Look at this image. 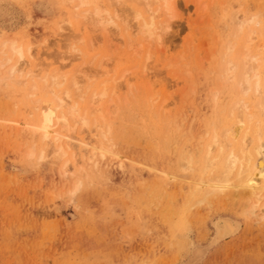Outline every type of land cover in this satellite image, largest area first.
Here are the masks:
<instances>
[{
	"label": "rangeland",
	"instance_id": "374dc122",
	"mask_svg": "<svg viewBox=\"0 0 264 264\" xmlns=\"http://www.w3.org/2000/svg\"><path fill=\"white\" fill-rule=\"evenodd\" d=\"M77 2L0 0V61L9 41L31 57L0 62V264H264V179L254 194L243 191L237 167L234 186L209 193L221 173L214 170L206 173L207 190L194 192L213 126L221 124L216 108L243 96L239 77L224 75V52L238 21L256 17L253 50L264 56V0H173L169 9L153 4L155 14L139 3L143 18L170 23L159 39L140 33L144 20L133 16L134 0H111L109 7L102 1L114 23H104L106 10L100 21L85 7L76 9ZM74 74L82 89L70 87ZM106 79L111 88L98 109L87 99ZM118 80L125 86L114 96ZM250 95L257 101V93ZM62 96L101 113L87 108V128L78 122L55 144L51 138L63 124L54 126L57 114L47 125L49 138L38 125L43 102L55 105ZM180 155L186 168L179 167ZM221 218L237 228L220 238L215 221Z\"/></svg>",
	"mask_w": 264,
	"mask_h": 264
},
{
	"label": "bare ground",
	"instance_id": "6f19581e",
	"mask_svg": "<svg viewBox=\"0 0 264 264\" xmlns=\"http://www.w3.org/2000/svg\"><path fill=\"white\" fill-rule=\"evenodd\" d=\"M73 1V0H72ZM78 2L74 5V7L76 9H81L82 10V7H85L86 10L84 12H88V11H92L91 13H94L95 14V17H98L99 20L104 18L103 16V13L105 12H108L109 10L108 9H105L106 7H104V5L102 4V1L103 0H77ZM104 1H108V0H104ZM111 0H109L107 2V6L109 7V2ZM123 1V0H122ZM120 0V2H122ZM135 2H137V6H136V3L133 4V6L135 7V10L137 13H134L133 16L135 15V17L137 16H141V15H144V13L142 14L140 11H137L139 9H137L139 3H144L145 7L147 8V10L145 9V11L147 12H150V13H155L157 12L155 9L152 11V5L155 4V3H158L160 6H164L166 8H170L173 3V0H134ZM116 3V2H115ZM117 3H118V0H117ZM124 4V3H123ZM126 4V3H125ZM114 5V4H113ZM118 5V4H117ZM143 5V4H142ZM131 6L130 7V10L132 8V10L134 11V7ZM143 7V6H142ZM141 7V8H142ZM177 7V6H175ZM173 8V7H172ZM127 9V7L125 8ZM158 9V8H157ZM175 9V8H174ZM173 9V10H174ZM106 10V11H105ZM108 10V11H107ZM142 10V9H141ZM171 10V9H170ZM105 11V12H104ZM132 11V12H133ZM144 11V10H143ZM166 11V10H165ZM164 11V13H165ZM168 11V10H167ZM166 11V13H167ZM76 12V11H75ZM89 12V13H90ZM131 12V11H130ZM131 12V13H132ZM171 12V11H169ZM90 13V14H91ZM124 13V12H122ZM154 13V14H155ZM159 13V12H158ZM78 16H82L81 14H83V12H80V13H77ZM86 14V13H85ZM84 14V15H85ZM109 12L106 14L108 15ZM130 14V13H129ZM150 14V18L148 19V17H142L143 18V22H142V31H140V33H142L144 31V29L147 31V32H143L142 34H144V38L147 39L146 37L150 36L151 37H154L153 39L155 38H160V36H163L162 34L164 32H166V30H168L171 25L170 23H168L167 25H162L164 23H159V25H156V21H155V17L157 16H154ZM168 14V13H167ZM223 14V13H222ZM88 15V14H87ZM122 15V14H121ZM131 15V14H130ZM109 17L104 18V23L106 21L108 22H113L114 23V16L112 15V13H110L108 15ZM132 16V18H133ZM225 16V15H222V17ZM77 17V16H76ZM86 17V16H85ZM93 17V16H92ZM94 17V18H95ZM113 17V18H112ZM159 17V16H158ZM117 18V17H116ZM141 18V19H142ZM256 18V17H255ZM254 18V19H255ZM130 19V18H129ZM135 19V18H134ZM137 19V18H136ZM139 20V23L141 24L140 21L142 20ZM238 19V18H237ZM236 19V20H237ZM252 17L250 19H247V20H240L238 21L237 23V29L234 30L233 32V36H234V42H230L227 47H226V51L224 52V55L226 54L228 59H227V62H225V68H223L222 70L224 71V75H227V79L230 80V78L232 77H239L237 81L239 84V88L240 90L238 92H242L243 96L242 97H238L239 93H237V89H235V96L238 97V100L236 101H229V103L226 105V104H223L221 106H218L216 109H217V115H218V123H221L219 126L217 125V123H215V126H213V129L215 127V130L212 129V131H214V134H212L214 137H213V140L211 139V142H208V144L206 145L205 147V152H204V157H203V168L201 169L202 172H201V175H200V179H199V182H197L195 184L196 186V189L194 192L196 191H200V190H203L204 189V185L207 181V179L205 178L206 176V173L210 172L209 174L213 173V171H220L221 173L219 174H216L215 175V178L216 180L212 182V185H211V188L209 190H207V192L209 193H217V192H223L225 190H227L229 187L231 186H234L235 184L233 183L232 179H231V176L232 174L234 173V170L239 167L238 169V178L235 177L236 179V182L237 180H239L237 182V187L239 188V185H243V191H248L250 193H253L255 192V190H257V184L259 183L258 180L259 179H264V73L262 72V69L261 67L264 68V56H260V53H257V51H254L253 49V41L254 39L256 38L254 35H255V27L251 26L252 25V22H255V23H259V21L254 20ZM86 20V19H85ZM131 20V19H130ZM165 20V19H164ZM101 21V20H100ZM102 21V23H103ZM137 21V20H136ZM118 22V21H116ZM129 22V21H128ZM160 22V21H159ZM168 22V20H167ZM236 22V21H235ZM103 23V24H104ZM122 23V22H120ZM117 24V23H116ZM125 23H123L124 25ZM172 24V23H171ZM254 24V23H253ZM111 25V24H110ZM131 25V24H130ZM249 25V35L246 37L245 36V32H246V28L245 26H248ZM106 26V25H105ZM109 26V25H108ZM125 26V25H124ZM135 26V25H134ZM136 26H138L136 24ZM127 26H125L126 28ZM130 27V26H129ZM104 28V27H103ZM123 29V28H122ZM130 29V28H129ZM136 29V28H135ZM135 29L133 32H135ZM166 29V30H165ZM125 31L127 29H124ZM165 30V31H164ZM131 31V32H132ZM129 31V33H131ZM145 33L147 34V36L145 37ZM162 33V34H161ZM169 33V32H168ZM133 34V33H132ZM136 34V33H135ZM165 34V33H164ZM167 35V34H166ZM149 38V37H148ZM158 41V40H156ZM160 41V40H159ZM7 42V41H6ZM6 42L4 43V46L6 44ZM131 42V41H130ZM8 43H11L10 45V50L5 52V63L7 62H11L14 60V58L16 57H19V58H27V62H31V57L28 58L29 54L27 55L24 48L22 47V45L20 44H17L16 41H9ZM7 43V44H8ZM158 43V42H157ZM263 46H264V42H262ZM160 44V42H159ZM239 44H241V46H238ZM6 47V46H5ZM239 47V48H238ZM4 48V47H3ZM9 48V47H8ZM238 48V49H237ZM9 52V53H8ZM147 53L149 54L148 52V49H147ZM31 55V54H30ZM80 55V54H79ZM32 56V55H31ZM81 57V55H80ZM152 57V56H150ZM261 57V58H260ZM147 59V58H146ZM149 61V60H148ZM258 61V63L256 64L255 62ZM2 62V61H0ZM2 62V63H4ZM18 64L19 63H16L14 64L12 67H11V71H12V74H15V72L19 71L18 69ZM106 64V63H105ZM108 64V63H107ZM146 64H143V69H144V66ZM107 66V65H106ZM224 67V66H223ZM260 68V70H259ZM93 69V68H92ZM91 69V70H92ZM146 69V68H145ZM150 69V67H149ZM225 69V70H224ZM99 70V69H98ZM103 70V69H102ZM101 70V71H102ZM107 70V69H106ZM147 70V69H146ZM10 71V72H11ZM82 71L79 70V72ZM109 72V70H107ZM106 71V73H108ZM129 71V69L127 70L126 69V72ZM132 71V70H131ZM100 72V71H99ZM104 72V70H103ZM143 74H145V71L143 70ZM147 72V71H146ZM149 72V71H148ZM147 72V73H148ZM11 74V75H12ZM62 74V73H61ZM98 74V73H97ZM57 75V73H56ZM56 75H54L55 79H56ZM67 75V74H65ZM77 75V74H76ZM102 76V74H100ZM223 75V74H222ZM13 76V75H12ZM63 76V75H62ZM86 76V75H85ZM53 77V78H54ZM60 77V75H59ZM66 77V76H65ZM74 77V78H73ZM73 81H71L72 83H70V87L73 86H77L78 88L82 87L81 85V82H79V80L77 81V79L75 78V74L73 75ZM77 77V76H76ZM96 77V76H95ZM125 77V76H124ZM223 77L225 76H222V79ZM236 77V78H237ZM114 78V75L113 77ZM111 78V80H112ZM120 78V77H119ZM117 78V79H119ZM122 78V77H121ZM59 79V78H58ZM105 80V79H104ZM110 80V79H109ZM106 79L105 82H109L110 81ZM128 80V79H127ZM224 80V79H223ZM227 80V81H228ZM46 81V80H44ZM56 81V80H55ZM54 81V83H56ZM64 81V80H63ZM130 81V80H129ZM127 81V82H129ZM78 82L79 84H81L80 86L78 85ZM105 82H102L101 84L104 83V86H99L101 89H100V92L98 91H95L96 89H94L93 93L88 96V99L87 101H91L92 103L94 104H91L92 105H97L98 103L100 104L103 100H105V96H107V89H109V87L111 88V85L108 86H105L106 84L108 85L109 83H105ZM121 81L118 80V84L115 83L112 87V91L110 93H112L114 96H115V93H116V96H118V93L116 92L117 89L119 88L120 89V83ZM62 83V82H61ZM130 83V82H129ZM222 83V82H221ZM220 83V84H221ZM57 84H60V82H57ZM100 84V85H101ZM124 84V83H123ZM122 84V85H123ZM154 84V83H153ZM156 84V83H155ZM93 85V84H92ZM121 85V88L124 87ZM130 85V84H129ZM222 85V84H221ZM236 85V84H235ZM236 85V87H237ZM59 86V85H58ZM90 86V85H88ZM128 86V85H127ZM74 88V89H77V91H75L76 93L78 92V88ZM99 87H97L99 89ZM235 87V86H234ZM235 87V88H236ZM67 88V87H66ZM156 88V87H155ZM238 88V87H237ZM238 88V89H239ZM82 89V88H80ZM159 89V87H158ZM165 89V88H164ZM122 90V89H121ZM160 90V89H159ZM157 90V91H159ZM51 91V90H50ZM60 91V90H59ZM58 91V92H59ZM88 91V89L86 90V92ZM91 91V92H92ZM153 93V90H151ZM216 94V90H213ZM52 92V91H51ZM57 92V93H58ZM257 93L258 95V99L257 101H252L251 99V95L250 93ZM83 93H85L83 91ZM148 93H150L148 91ZM150 93V94H151ZM160 94V93H159ZM214 94V95H215ZM73 95V94H72ZM76 95V94H75ZM140 95V94H139ZM156 94H153V96H155ZM169 95V94H167ZM217 95V94H216ZM215 95V96H216ZM254 95V94H253ZM256 95V94H255ZM111 96V95H110ZM158 96V95H157ZM214 96V99L216 98ZM159 97V96H158ZM157 97V99H158ZM169 97V96H168ZM236 97H234L235 99H237ZM56 98V97H55ZM67 98H69V95L67 96ZM142 98V97H141ZM164 98V97H162ZM58 101L57 104L53 105V102L52 101H46V102H43V108H44V111L41 115V121H40V124L38 125V128H42L43 130L42 131V134H43V138H49L50 137V128L48 126H52L53 124V117H56V114H57V117L59 118V121H57V123L55 122L54 123V126L58 125V122H62L63 124L60 126L61 128H56L57 132H53L55 134V136L51 139H53V143H57L59 140L63 139L64 137H66L69 133H73L74 129H75V126L78 125L80 123V125H82L83 127L87 124H88V121H89V118H90V115L92 114H96V113H101V111H95L97 106H93V109L91 106H89L90 104H88V109L85 108L84 106V110L80 109L81 108V103L75 102V104H68L67 103V100L66 98H64L63 96L60 98H56ZM70 99V98H69ZM84 99V94L81 95V101H83ZM156 99V100H157ZM223 99V98H222ZM165 100V99H164ZM224 100V99H223ZM45 101V100H44ZM110 101H112L110 99ZM214 101H217L216 99ZM74 102V101H73ZM97 102V104L95 103ZM83 104V103H82ZM85 104V103H84ZM99 104H98V109L101 107H99ZM151 104V103H150ZM220 104V103H219ZM215 106V105H214ZM35 107V106H34ZM161 108H163V106L161 105L160 106ZM89 108H91L89 110ZM95 108V109H94ZM159 108V107H158ZM166 108V107H165ZM86 109L88 111H86ZM97 109V110H98ZM215 109V108H214ZM68 110V111H67ZM80 110L82 112V115H80ZM91 110H93L92 112L94 113H90ZM167 110V108H166ZM36 111V110H35ZM85 111L88 113H90L89 115V118L86 119V114L85 115ZM84 113V114H83ZM263 116V118H260V114ZM98 115V114H97ZM103 115V113H102ZM73 117L75 122L73 121L72 123H74V125H71V127L69 126L70 123H68V120L70 117ZM84 116V117H83ZM94 116V115H93ZM100 116V114H99ZM40 117V116H39ZM56 117V119H57ZM103 117V116H102ZM95 118V117H94ZM95 122H97L98 120L94 119ZM255 118H257L258 120L256 121ZM55 119V118H54ZM73 119L71 118L70 121H72ZM80 120V121H79ZM92 120V119H91ZM102 120V119H101ZM82 121V123H81ZM77 122V123H76ZM79 122V123H78ZM90 122V121H89ZM156 122V121H155ZM214 122V121H213ZM34 124V123H33ZM51 124V125H49ZM98 124V123H97ZM211 124V123H210ZM214 124V123H213ZM48 125V126H47ZM103 125V124H101ZM37 126V125H36ZM53 126V127H54ZM69 126L71 128V131H69L70 129L67 127ZM85 126V128H87ZM97 126V125H96ZM100 126V124L98 125ZM97 126V128H98ZM221 126H223L221 128ZM35 127V126H34ZM82 127V128H83ZM101 127V126H100ZM49 128V129H48ZM79 128H81L79 126ZM78 128V129H79ZM83 128V129H85ZM102 128V127H101ZM100 128V129H101ZM216 128H219L218 130L220 131V133L216 130ZM91 129V128H90ZM54 130V131H56ZM69 132H68V131ZM73 131V132H72ZM82 131V130H81ZM102 131V130H101ZM156 131V130H155ZM160 131V130H159ZM104 132V131H103ZM102 132V133H103ZM157 132V131H156ZM52 133V134H53ZM66 133V134H65ZM53 134V135H54ZM107 134V133H106ZM109 134V133H108ZM176 135V134H175ZM52 137V136H51ZM164 137V136H163ZM212 137V136H211ZM92 138V137H91ZM104 138H106L104 136ZM81 140L83 141L84 138ZM102 142V141H100ZM108 142V141H107ZM52 144V143H51ZM105 145V144H104ZM166 145V144H165ZM70 146V145H69ZM171 146V145H170ZM204 147V146H203ZM96 148L99 150V148L96 146ZM109 148V147H108ZM185 148V147H184ZM219 149V150H217ZM54 150H56L57 152H60L62 154H65V151L62 150L61 147H56ZM107 151H109L108 149H106ZM198 150V149H197ZM203 150V149H202ZM42 151H44V149H42ZM40 151V153L42 152ZM191 151V150H190ZM193 151V150H192ZM201 151V149L199 150ZM29 153L33 154L34 151H30ZM95 151H94V148H92V155L93 157L95 156ZM181 153H184L183 150ZM189 153V152H188ZM224 153V154H223ZM44 155V152H42L40 154V156H42L43 158H45ZM183 155V154H181ZM179 156L180 158V161L178 160V163L181 162V164H179V167L182 166V169L183 167H185L186 165V161L187 160L185 157L186 155L183 157L185 160L184 163L183 162V159H181L182 156ZM190 155V153H189ZM197 155V154H195ZM194 155V156H195ZM188 156V154H187ZM193 156V153L189 156L191 157ZM41 157V158H42ZM188 158V157H187ZM192 158V157H191ZM191 161V159L189 158L188 161ZM194 160V159H193ZM192 160V162H194ZM217 160H219L220 162H218ZM252 160H255L254 163L252 162ZM198 162V160H196ZM195 161V163H196ZM67 162V161H66ZM68 163V162H67ZM184 164V165H183ZM194 164V163H193ZM69 165V164H67ZM66 167V166H65ZM194 167V166H193ZM192 168V167H191ZM185 170V169H184ZM191 170V169H190ZM193 170V169H192ZM169 175V174H168ZM171 176V175H170ZM211 176V175H210ZM213 179H214V176L212 175L211 176ZM81 181V180H80ZM235 182V181H234ZM210 183V182H209ZM79 185V184H78ZM210 186V185H209ZM236 187V188H237ZM78 189V188H75V190ZM74 190V191H75ZM194 190V189H193ZM202 192V191H201ZM246 193V192H245ZM201 194V193H200ZM205 194V193H203ZM254 194V193H253ZM192 195V194H191ZM210 196V195H209ZM159 197V196H158ZM193 198V197H192ZM207 198V197H206ZM205 200V198H204ZM208 201V200H207ZM172 202V201H171ZM153 203V202H152ZM209 203V202H208ZM216 223V227H217V235H219L218 237H224V236H228L229 234H232L235 230H236V225L230 221L229 219L227 218H221V219H217V221H215ZM216 239H219V238H216ZM223 239V238H222Z\"/></svg>",
	"mask_w": 264,
	"mask_h": 264
}]
</instances>
